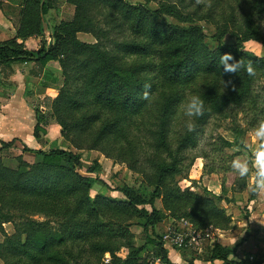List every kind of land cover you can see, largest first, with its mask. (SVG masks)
Masks as SVG:
<instances>
[{
    "label": "trees",
    "instance_id": "obj_1",
    "mask_svg": "<svg viewBox=\"0 0 264 264\" xmlns=\"http://www.w3.org/2000/svg\"><path fill=\"white\" fill-rule=\"evenodd\" d=\"M6 1L21 7L20 24L14 39L0 41V68L21 63L42 71L51 61L60 63L63 85L51 111L64 138L83 136L91 150L108 154H112L107 151L111 141L122 139L132 148V162L139 165L129 134L135 119H142L137 124L144 127L153 150L162 156L153 161L150 197L124 185L117 190L125 201L100 194L92 197L94 183L102 181L99 165L84 172L79 155L70 150L52 147L34 151L26 146L24 151L33 152L36 162L18 156L8 165L0 158V231L5 237L0 242L2 263L100 264L101 257L110 253L112 264H152L153 257L169 264L163 235L156 231L165 211L169 218L188 219L198 229L210 225L229 228L231 217L215 200L228 193V181L222 183V194L213 198L182 188L176 179L197 158L208 156L195 155L185 164L188 152L198 147L213 115L241 106L259 120L264 119V87L256 88L258 79L264 78V58L243 48L249 41L264 44V0H236L239 5H231L232 10L221 13L217 20L215 8L201 17L218 24L213 39L219 47L215 50L208 46L193 15L171 0H162L156 11L126 0H68L75 7L74 17L57 25L48 38L45 16L53 8L51 0L43 4L42 0ZM162 16L190 23V27L171 25ZM230 32L236 36L235 46L223 43ZM80 33L93 35L96 42L81 41ZM225 53L234 60L251 62L256 76L249 77L243 70L224 72L219 58ZM146 83L151 85L147 90L150 102L142 98ZM192 95L204 101V114L195 120L194 131L189 132L185 124L176 132L180 105ZM105 110L109 118H102ZM78 112L83 114L78 116ZM38 121H42L40 113ZM39 128L38 124L35 134L41 140ZM12 146L2 143V149ZM231 146L224 137L215 144L221 155ZM120 154H124V148ZM218 171L235 174L230 167L206 172ZM250 177L251 172L237 179L234 186L247 188ZM157 200H161L163 209L156 206ZM37 215L46 220L36 219ZM134 223L146 233L143 246L136 244L131 231ZM5 224L13 225V234L5 231ZM122 247L130 250L126 259L116 255ZM238 247L216 244L207 249L206 255L211 264H263L251 257L231 259ZM146 250L152 251V257H144ZM91 254L97 256V263ZM195 259L192 255L190 264Z\"/></svg>",
    "mask_w": 264,
    "mask_h": 264
},
{
    "label": "rangeland",
    "instance_id": "obj_2",
    "mask_svg": "<svg viewBox=\"0 0 264 264\" xmlns=\"http://www.w3.org/2000/svg\"><path fill=\"white\" fill-rule=\"evenodd\" d=\"M46 0H42V4ZM53 8L45 16V35L48 38L52 35L54 28L59 25L64 20H70L74 17L75 7L69 3L68 0H51ZM169 1V0H166ZM175 3H178L182 10H186V13L193 15L196 20V24L202 28V31L205 35L206 42L208 46L215 50L219 47L218 42H216L213 37L218 33V24L215 20H209L210 18H201L208 15V12L211 8L216 9V13L213 14L214 19H219L221 13H229L231 5H239L236 0H171ZM244 3L245 0H240ZM127 3L133 6H143L152 11H156L160 8L162 0H126ZM198 9L197 11H195ZM20 12L21 7L16 4L11 3L10 1L3 0L0 4V19L5 15V19L11 20L14 24L16 30L18 31L20 24ZM162 19L171 24L179 25L181 27H190V23H181L178 19L162 16ZM102 21H104L102 19ZM264 24V23H263ZM16 31V34H17ZM79 39L84 42L94 43L96 39L91 34L80 33L78 35ZM22 42V40L20 41ZM224 45L235 46L237 44V39L235 34L231 32L226 35L223 40ZM243 48L246 51L252 52L255 55L264 58V44L249 41L243 44ZM63 85L62 80L56 85L58 90ZM264 87V78L258 79L256 83V88L262 90ZM189 98V97H188ZM46 103L52 108V101L45 99ZM83 113L78 112V116H81ZM110 114L107 110L102 112V118H109ZM136 121L130 128V141L133 142V147L135 149V154L139 157L140 164L136 165L131 159L132 148L130 147L127 141H124L119 138H115L111 141L110 147L107 151H110L112 154H108L105 150L97 149L91 150L89 143L86 142L85 137L79 138L74 136V140L69 138H64L62 136V127H61V139L55 147H60L66 150H70L74 154L79 155L81 163L83 166V171L87 172L89 168L99 165L98 175L102 181H96L94 187L90 191L92 197L97 195H105L119 201H125V197L117 189L124 185H127L131 188L139 189L147 198L150 197L152 191V186L150 184V175L153 173V161L159 159L162 155L159 152H155L149 142L144 127H140L137 124V121L140 123V119H135ZM261 120V119H260ZM259 119L255 114L252 113L247 107L241 106H232L229 108V111L220 115H213L206 126L205 133L200 138L199 145L196 149L188 152V159L185 164L187 165L191 158L195 155L208 154L206 158L199 157L195 160L193 166H191L185 173L177 177V182L182 188H189L195 191L198 194L215 197L222 194V183L224 180L228 181V193L222 195V198H216L218 205L225 209L227 215L231 217V222L229 228L222 229L225 232V236L234 234L231 231L228 233L230 228L235 227L240 228L238 222H246V219L252 216V211L257 210L258 224L264 225V192H253L252 186L255 180L254 169L251 171V177L248 180L247 188L241 190L239 186H234V182L240 177L235 173H223L218 171L213 174H208V170L211 168L220 169L222 167H230V161L234 158L240 159H249L251 160V150L254 149L257 145L252 132L254 127L257 125ZM186 124V118L183 116L182 110L180 109L179 113L176 116L174 131H180L183 126ZM175 137V136H174ZM173 137V138H174ZM220 137H224L226 140L232 143L231 147H228L225 150V155L216 150L215 144L220 143ZM175 139V138H174ZM121 148H124V154L121 153ZM4 151L0 158L4 160L8 165L18 157L13 150H8L4 148ZM228 156V157H227ZM233 157L231 159V157ZM224 159V161H222ZM33 162L29 163H34ZM132 165H136V168H132ZM207 167L205 168V166ZM250 164V168H251ZM208 169V170H207ZM95 174V173H94ZM150 176V177H149ZM156 206L159 209H163V204L161 200L156 201ZM166 214H163L164 221H162L156 231L163 235L166 229V225L169 222V212L165 211ZM165 215V216H164ZM36 219L46 220L42 215L35 216ZM233 223H236L234 226ZM5 231L9 234L14 233V228L12 224L4 225ZM245 230V228H244ZM131 231L135 234L136 244L138 246L145 245L146 233L143 228L137 224L131 226ZM260 230H258L259 232ZM248 231L247 233H239L236 235L237 245L244 244L245 241L254 238L253 242L264 240V234L255 233L256 230ZM5 239L3 233L0 231V242ZM259 244V243H258ZM236 245V246H237ZM251 245V244H250ZM249 246V245H248ZM210 248V247H209ZM130 253L129 248L122 247L118 252H116L117 257L121 259H126ZM92 255V254H91ZM106 255V254H105ZM103 255L100 259V264H104ZM144 257H152V251H144ZM254 254V259H258L259 255ZM112 256V255H111ZM93 260L97 263V256L92 255ZM149 257V258H150ZM113 258V256H112ZM1 264H3L1 262Z\"/></svg>",
    "mask_w": 264,
    "mask_h": 264
},
{
    "label": "crops",
    "instance_id": "obj_3",
    "mask_svg": "<svg viewBox=\"0 0 264 264\" xmlns=\"http://www.w3.org/2000/svg\"><path fill=\"white\" fill-rule=\"evenodd\" d=\"M0 19V41L14 39L16 28L11 20ZM21 40L19 39L18 42ZM62 70L58 61H51L44 70L33 69L21 63L8 64L0 68V156L4 154L2 143H13L8 150H13L16 155L23 156L27 162L36 160L33 152L24 151L25 147L37 151H49L61 139V126L52 116L51 107L45 99L53 101L58 95L56 88L62 80ZM39 113L42 115L41 123L38 121ZM39 128L40 139L36 137V128ZM257 210L252 211V216L246 222L239 221V229L232 227L228 230L234 234L224 237L222 244L231 248L236 247V235L256 230L255 233L264 234V225L258 224ZM234 226L236 223H233ZM245 228V230H244ZM258 230H260L258 232ZM10 234V233H9ZM250 238L238 247L233 260L259 255V260L264 264V240L253 242ZM259 243V244H258ZM251 244V245H250ZM249 245V246H248ZM192 255V254H191ZM194 255V254H193ZM255 255V256H256ZM190 254L170 252L169 259L174 263H184L190 259ZM195 259V264H211L208 254ZM254 258V257H253ZM0 259V264H1Z\"/></svg>",
    "mask_w": 264,
    "mask_h": 264
},
{
    "label": "clouds",
    "instance_id": "obj_4",
    "mask_svg": "<svg viewBox=\"0 0 264 264\" xmlns=\"http://www.w3.org/2000/svg\"><path fill=\"white\" fill-rule=\"evenodd\" d=\"M232 61V63H229ZM219 64L223 66L226 73H238L241 70L245 71L249 77L256 76V69L251 62H243L241 60H234L230 53H225L220 56ZM146 91L143 94L145 101L151 100L148 89L150 84L144 85ZM183 116L186 118V128L189 132L195 130V120L203 116L205 111L204 101L199 95H192L183 101L180 105ZM252 135L257 142L254 149L251 150V160L234 158L230 161V168L240 178H246L254 169L255 180L252 186L253 192H264V119L259 120L254 127ZM251 164V168H250Z\"/></svg>",
    "mask_w": 264,
    "mask_h": 264
},
{
    "label": "built area",
    "instance_id": "obj_5",
    "mask_svg": "<svg viewBox=\"0 0 264 264\" xmlns=\"http://www.w3.org/2000/svg\"><path fill=\"white\" fill-rule=\"evenodd\" d=\"M224 237V230L214 225H210L205 229H198L188 219L170 218L162 238L169 254L170 252L190 254V259L187 262L181 263L190 264L193 254L198 257L205 255L209 247L222 244ZM251 259H253V257H251ZM112 260L111 254L107 253L104 258V264H112ZM150 261L152 264H168L164 263L160 257H153ZM169 264L180 263L171 261Z\"/></svg>",
    "mask_w": 264,
    "mask_h": 264
}]
</instances>
